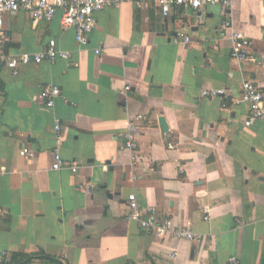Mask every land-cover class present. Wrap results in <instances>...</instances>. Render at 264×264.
<instances>
[{
  "label": "crops",
  "instance_id": "1",
  "mask_svg": "<svg viewBox=\"0 0 264 264\" xmlns=\"http://www.w3.org/2000/svg\"><path fill=\"white\" fill-rule=\"evenodd\" d=\"M95 17L78 48L60 10L37 23L22 10L4 15V53L54 39L70 57L16 76L1 69L0 254L8 264L18 254L23 264H264V119L244 127L248 106L233 101L244 80L264 90V0H233L226 15L251 41L243 61L230 57L219 5L163 16L154 2H125ZM46 84L60 89L52 107L39 96ZM208 88L229 95L203 97ZM137 113L147 123L131 160L123 134ZM55 122L75 173L52 169ZM22 146L35 156L19 155ZM130 193L159 218L190 221L198 237L141 228L128 217Z\"/></svg>",
  "mask_w": 264,
  "mask_h": 264
},
{
  "label": "built area",
  "instance_id": "2",
  "mask_svg": "<svg viewBox=\"0 0 264 264\" xmlns=\"http://www.w3.org/2000/svg\"><path fill=\"white\" fill-rule=\"evenodd\" d=\"M233 0H0V72L2 68H7L13 75H18L20 66L30 63L38 64L43 60L54 62L57 58L68 59L70 54L57 46L54 39L48 40L44 48L37 53H21L10 55L3 52V45L7 40L4 30V15L15 14L22 10L29 14L31 21L37 23L42 20H51L56 12L60 10V23L66 29L74 30V38L78 48L89 46V33L96 25L95 13L107 6H118L121 3L133 2L139 7H144L148 2L157 4L160 13L167 16L174 8L188 11L198 10L203 5H219L224 15L220 23V30H229L230 57L243 61L249 57L251 41L242 32L232 28L231 21L226 15L230 12ZM179 39L183 42L190 40L189 36L178 33ZM99 49L95 50L98 53ZM225 88H208L201 91L203 97H214L229 95ZM60 95V89L54 84L44 85L39 96L44 101L45 106L52 107L56 97ZM235 102L245 103L248 106V113L243 122L244 127H250L254 121L264 119V90L255 82L244 80L241 84L240 95L234 98ZM147 121L145 115L137 113L128 118L123 134V148L131 154V160L136 158L138 137L142 134ZM53 148V170L66 168L75 173L78 164L75 160L62 158L59 152L61 143L60 125L55 122ZM19 155L25 158H33L34 150L28 146H22ZM128 217L135 220L143 229L153 231L159 237L171 236L177 240H193L198 236L192 231L191 223L185 220L179 225H175L171 217L159 218L154 206L143 208L138 204L136 195H127ZM3 209L0 207V214ZM204 220L208 219V214H204ZM176 252L174 251L172 256ZM10 257L4 252L0 254V264H8ZM231 264H238L236 257L229 259Z\"/></svg>",
  "mask_w": 264,
  "mask_h": 264
},
{
  "label": "water",
  "instance_id": "3",
  "mask_svg": "<svg viewBox=\"0 0 264 264\" xmlns=\"http://www.w3.org/2000/svg\"><path fill=\"white\" fill-rule=\"evenodd\" d=\"M159 125H160V128L163 132H166L168 127H167V123L165 121V119L163 117H160L159 118Z\"/></svg>",
  "mask_w": 264,
  "mask_h": 264
},
{
  "label": "trees",
  "instance_id": "4",
  "mask_svg": "<svg viewBox=\"0 0 264 264\" xmlns=\"http://www.w3.org/2000/svg\"><path fill=\"white\" fill-rule=\"evenodd\" d=\"M27 255L18 254L15 255L14 261H17V264H23V259L26 258Z\"/></svg>",
  "mask_w": 264,
  "mask_h": 264
}]
</instances>
